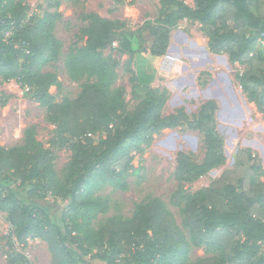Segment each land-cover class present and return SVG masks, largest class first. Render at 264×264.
I'll use <instances>...</instances> for the list:
<instances>
[{
	"label": "trees",
	"instance_id": "1",
	"mask_svg": "<svg viewBox=\"0 0 264 264\" xmlns=\"http://www.w3.org/2000/svg\"><path fill=\"white\" fill-rule=\"evenodd\" d=\"M158 2V16L142 25L151 38V63L167 53L170 31L180 20L197 22L207 30L212 53L226 52L231 63L244 66L235 78L247 101L262 110L264 55L256 48L264 44V0H194L193 6L184 0ZM24 16L21 1L0 0V77L34 86V100L46 108L49 122L57 124L62 136L74 140L70 146L75 153L59 178L52 153L39 146L31 129L24 131L23 144L0 146V211L12 225L10 234L20 243L43 240L51 264H264V168L251 149H238L232 167L207 186L182 190L185 183L225 163L223 138L215 125L216 103L203 102L193 119L182 108L163 114L168 89L147 87L149 79L134 74L145 91L126 110L123 90L109 88L106 80L112 79L107 75H114L100 59V50L117 43L120 51L130 53L137 39L142 40L141 31L124 30L120 22L92 13L81 15L86 49L69 50L65 60L69 67L87 69L95 81L83 84L75 98L57 102L49 93L58 83L56 77L41 72L54 45L45 33L49 20L21 24ZM183 125L201 135L203 149L199 162L190 153L178 152L173 172L177 189L170 201L180 208L187 237L155 198L137 204L129 218L111 216L98 227L91 225V212L100 204L86 200L84 189L102 180L119 186L122 173L132 167L130 147L139 148ZM98 133L105 137L94 143ZM4 239L11 246L10 237ZM191 245L205 246L210 255L187 261ZM6 260L18 264L24 257L9 255Z\"/></svg>",
	"mask_w": 264,
	"mask_h": 264
},
{
	"label": "rangeland",
	"instance_id": "2",
	"mask_svg": "<svg viewBox=\"0 0 264 264\" xmlns=\"http://www.w3.org/2000/svg\"><path fill=\"white\" fill-rule=\"evenodd\" d=\"M19 1L25 6V16L21 24L36 25L43 17L49 20L45 33L50 35L54 45L52 57L42 66L41 72L52 74L57 79L58 83L49 87V93L55 97V101L75 98L81 92L83 84L95 81L87 69L69 67L65 60L69 50L82 53L86 49V36L81 32L84 26L81 15L92 13L100 18L120 22L124 30L135 34H138V30L141 31L139 34L142 40L137 39L130 53L120 51L117 43L112 48L100 50V59L107 63L114 75H107V79H112L111 82L106 80L110 83L109 88L123 90L126 110L145 91L143 84L133 78L134 74L146 76L149 79L147 87L168 89L169 96L163 107V114L182 108L189 119H193L203 102L210 99L216 103L215 125L223 138L225 163L199 179L185 183L183 192H195L207 186L222 171L232 167L236 151L240 148L251 149L260 158L264 168V108L257 110L241 91L235 74L241 72L244 66L231 63L226 52L212 53L208 49L207 30L197 22L183 19L170 31L171 36L174 30L185 28L190 38L202 39L211 54V62L202 67L193 85L183 88L177 84L178 75L175 71L166 69L164 63L152 64L148 55L151 38L142 25L146 20H154L158 16V0H123L122 4L114 0ZM193 1L184 0L189 6L194 5ZM16 46H19L18 43ZM256 50L264 55V44L259 43ZM167 51L170 52L169 49ZM34 90L33 85L19 83L14 79L4 81L0 77V146L10 148L23 144L24 131L31 129L39 146L52 153V166L58 177L62 178L64 167L75 153L70 146L74 140H67L59 132L57 124L49 122L46 108L34 100ZM3 98L6 101L1 106ZM122 112L124 111L119 110V113ZM104 137V133L94 135V143ZM180 151L190 153L196 162L203 156L201 135L185 125L163 131L155 135L150 143L140 144L139 148L130 147L129 162L132 167L122 173L124 178L119 186L102 180L94 182L91 190L84 189L86 200L100 204L95 212H91V225L98 227L111 216L129 218L137 204L155 198L165 207L174 225L186 238L187 232L181 226L180 208L170 201L171 195L177 189L173 172L176 156ZM48 198L54 199L51 195ZM57 201L63 203L59 198ZM5 219L6 213L0 211V264H8L3 253L6 249L4 234L8 227ZM30 239L25 250L29 251L31 262L51 264V253L47 244L39 238ZM208 255L210 252L205 246L191 245L187 261ZM18 264L26 263L23 261Z\"/></svg>",
	"mask_w": 264,
	"mask_h": 264
},
{
	"label": "crops",
	"instance_id": "3",
	"mask_svg": "<svg viewBox=\"0 0 264 264\" xmlns=\"http://www.w3.org/2000/svg\"><path fill=\"white\" fill-rule=\"evenodd\" d=\"M168 49L169 57L174 60L163 57L158 63H164V67L171 72L175 71L178 75L177 84L183 88L192 86L202 67L211 62V54L206 44L199 37L190 38L185 28L171 32Z\"/></svg>",
	"mask_w": 264,
	"mask_h": 264
},
{
	"label": "built area",
	"instance_id": "4",
	"mask_svg": "<svg viewBox=\"0 0 264 264\" xmlns=\"http://www.w3.org/2000/svg\"><path fill=\"white\" fill-rule=\"evenodd\" d=\"M168 59L174 60V58L172 57H168ZM7 230L5 232V236H9L11 239V246H9L8 244H6L5 242V248L7 249L8 253H4V258L7 259L9 258V255L12 257H18L19 255H22L24 257V262L26 264H35L34 262H31V256L28 254L29 251L25 250L26 246L29 244V241L31 239H27L26 243H20L17 241L16 237L13 234H10L11 230H12V225L7 222Z\"/></svg>",
	"mask_w": 264,
	"mask_h": 264
},
{
	"label": "water",
	"instance_id": "5",
	"mask_svg": "<svg viewBox=\"0 0 264 264\" xmlns=\"http://www.w3.org/2000/svg\"><path fill=\"white\" fill-rule=\"evenodd\" d=\"M168 52V51H167ZM169 57V53H166L165 55H164V58H168Z\"/></svg>",
	"mask_w": 264,
	"mask_h": 264
}]
</instances>
